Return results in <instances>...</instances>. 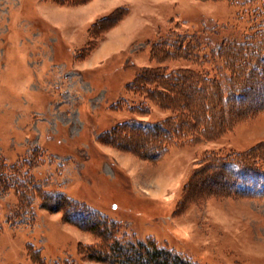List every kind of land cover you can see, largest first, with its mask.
I'll return each mask as SVG.
<instances>
[{"label":"rangeland","instance_id":"1","mask_svg":"<svg viewBox=\"0 0 264 264\" xmlns=\"http://www.w3.org/2000/svg\"><path fill=\"white\" fill-rule=\"evenodd\" d=\"M263 2L0 0V264H112L85 248L114 259L113 243L137 240L190 264H264V196L232 191L239 155L264 168V64L227 106L255 113L163 155L145 127L172 113L131 112L142 98L126 89L148 67L223 80L221 42L257 33ZM172 32L200 40L201 65L153 55ZM192 85L173 103L198 106Z\"/></svg>","mask_w":264,"mask_h":264},{"label":"trees","instance_id":"2","mask_svg":"<svg viewBox=\"0 0 264 264\" xmlns=\"http://www.w3.org/2000/svg\"><path fill=\"white\" fill-rule=\"evenodd\" d=\"M258 6L261 10L260 14H263L264 2L261 6ZM121 16H125V13L121 14ZM111 17L116 20L120 18V14L115 13ZM91 31L96 33L97 25H94ZM181 36L172 32L163 42H155L153 44V55L160 53L165 59H183L199 64L196 55H198L197 52H202L203 45L200 40L192 37L187 38V36L185 43H183L184 40ZM190 39L191 41H189ZM263 52L264 26L257 33L245 36L240 40L233 38L221 42L218 58L229 74L223 80L211 79L209 75H202L189 68L174 71L167 70V67L161 66L143 69L134 81L127 84L128 93L142 98V102L138 105L135 104L136 102L133 103V106L130 107L131 112L143 113L146 102L149 101L172 113L170 117L161 118L157 123L148 124L145 127L146 130L152 129L150 134H155V131L157 133L162 132L159 134V140L162 139L164 146L159 151V155L165 154L174 143L195 141L201 136H216L222 131L230 129L233 120H239L247 114L255 113L253 107L247 111H242L241 107H239L231 113L228 112L227 106L229 102L235 99L241 100L242 97H245L247 92L244 89L251 71L260 64H264ZM186 83L193 84L192 87L197 93L201 92L198 97L200 101L198 106H195L190 99L185 101L178 98L181 102L178 104L173 103ZM123 100L126 103V99L123 98ZM186 102L191 105L186 106ZM182 106H184V110L181 108ZM224 110L227 114H223ZM239 111H242V114ZM215 120H218L219 123H215ZM127 122L124 123L126 124ZM216 129L218 131H215ZM254 152L239 155L236 158L238 161H245ZM255 156L258 157V154L256 153ZM244 161L233 164L236 177L232 179V191L240 196H264V168L254 167L249 162ZM249 161L252 160L249 159ZM127 242L128 244L115 242L108 249L111 252V249L114 248V259L106 255L108 252L105 253V250H99L96 247L85 248L84 254H86L87 258L103 262L113 261L112 264H190L185 262L182 256L172 249L157 246L154 242H142L141 240ZM124 249L127 253H122ZM128 252L139 254L140 259L130 262ZM173 253L175 254L174 262L169 263Z\"/></svg>","mask_w":264,"mask_h":264}]
</instances>
